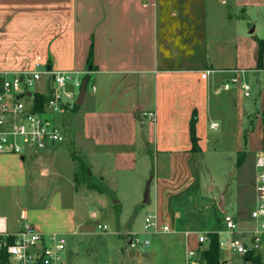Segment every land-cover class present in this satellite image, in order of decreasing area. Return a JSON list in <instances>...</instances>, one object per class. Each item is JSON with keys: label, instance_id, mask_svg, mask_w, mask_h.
<instances>
[{"label": "crops", "instance_id": "0c3cea01", "mask_svg": "<svg viewBox=\"0 0 264 264\" xmlns=\"http://www.w3.org/2000/svg\"><path fill=\"white\" fill-rule=\"evenodd\" d=\"M218 1L228 7L223 14L216 7ZM250 10L264 11V0L210 4L209 0H0V74L31 71L36 63L50 71L87 73L81 105L68 112L70 121L58 125L67 127L65 133L73 136L96 177L109 181V186L110 173L123 184L141 181L150 173L149 158H154L149 204L144 205L152 208L157 225H166L169 231L146 232L148 245L134 257L123 250L122 262L119 247L108 249L106 264H185L186 251L200 248L191 235L189 205L201 198L200 154L207 143L206 126L217 125L214 109L223 110L230 100L236 105L234 96L243 92L241 83L249 86V94L243 96H253L245 105L240 98L237 101L240 122L248 121L243 134L256 155L264 151V51L259 47L264 38L254 33V27L252 32L240 27ZM91 45L92 64L87 65ZM205 70L210 72L202 78ZM234 71L238 82L224 89ZM37 89L46 91V81ZM145 111H154L153 121L142 116ZM193 115L198 152L192 151L189 135ZM61 151L59 143H51L36 156L1 153L0 185L21 187L28 174L56 172L54 161ZM105 161L108 168L103 167ZM86 189L93 188L86 185ZM60 199L55 194L51 202L64 211L63 216L72 217L74 209H62ZM139 203L143 201L137 198L133 204L139 207ZM42 211L21 209L9 231L30 223L39 231L57 232L41 223ZM65 226L74 232L73 220ZM253 226L252 221L246 229ZM133 233L137 232L131 228L126 233L128 245ZM254 256L255 260L226 251L220 260L262 264L260 251Z\"/></svg>", "mask_w": 264, "mask_h": 264}, {"label": "rangeland", "instance_id": "374dc122", "mask_svg": "<svg viewBox=\"0 0 264 264\" xmlns=\"http://www.w3.org/2000/svg\"><path fill=\"white\" fill-rule=\"evenodd\" d=\"M212 2L213 0H209V4ZM216 7L222 14L228 8L219 1ZM249 12L250 17L240 20V27L244 31H249L253 26L254 33L264 38V11L250 10ZM224 22L227 20L224 19ZM224 29H226L225 26ZM236 95L237 97L234 96L236 105L230 100L227 101L223 110L214 109L213 120L217 121V125L212 127L207 124L206 126L207 143L205 150L200 154L201 198L196 204L189 205L190 217L193 220L191 235L194 239L198 234L203 233L206 227H212L214 231L219 232V237L223 238V228L220 223V217L223 214L237 217L236 219L240 220L237 222L239 229H246L252 225L250 212L255 206L253 184L256 174L254 164L256 154L250 150L247 145L248 140L243 134L244 129L248 128V121L244 118L243 123L240 122L241 109L237 101L240 98L245 105L247 102H252L253 96L246 98L242 92L241 99L238 93ZM68 112L56 114V123L63 124L70 121ZM66 129L67 127L62 129L64 140L59 142L62 151L56 155L54 161L56 172L45 165L44 169L50 170L48 175L39 176V171L31 176L28 174L26 185L21 187L0 185V215L6 216L7 228L11 230L15 228V216L21 209L43 210L40 219L44 223H41L46 228L51 227L48 230L65 235L67 249H65L66 253L64 252L65 264H71V261L77 259L81 264H106V258L111 253L108 249L118 247L119 250L121 249V262L124 251H128L130 256L134 257V253L142 247L128 245L126 233L131 228L132 231L137 232L136 235L141 240L147 238L145 234L148 233H145L143 224L144 218L148 214H153L152 208L142 203L136 207L133 203L137 198L139 202L143 201L146 182L154 172V158H149L150 173L140 179L141 181L123 184L118 175L113 176L110 173L113 177V182L111 181L113 185L109 186V181L105 182L96 177L94 169L87 160L83 159L82 152L73 142V136H68V130L65 133ZM239 154L243 156L240 165L237 164ZM102 164L103 167H109L106 161ZM84 168H86L85 172ZM75 172H77L76 187ZM89 182H93L98 188H103V191L99 192L96 188L87 190L86 185ZM55 194H59L61 198L62 209H74L72 217L67 213L63 216L64 211L61 212L52 204L51 200ZM220 196H222L223 209L218 206ZM120 201L123 203V209H120ZM92 212L96 215L94 218L91 217ZM70 219L73 220V233L65 226ZM98 225L106 226V229H101ZM261 245L259 251L261 263L264 264V236ZM226 251L220 248V255Z\"/></svg>", "mask_w": 264, "mask_h": 264}, {"label": "built area", "instance_id": "2783aa9c", "mask_svg": "<svg viewBox=\"0 0 264 264\" xmlns=\"http://www.w3.org/2000/svg\"><path fill=\"white\" fill-rule=\"evenodd\" d=\"M209 70L202 72L205 78ZM236 71L223 84L228 89L238 82ZM85 73L79 71H50L41 69L39 64L27 72L0 74V154L12 153L20 156H36L48 144L64 140L62 129L56 123L55 115L71 111L75 105L79 88ZM46 81V91H37L38 83ZM244 94H249L247 83L240 84ZM95 90V86L91 85ZM29 93V94H28ZM36 93L44 96L41 109H37ZM31 99L26 101L25 99ZM142 116L153 121L154 111H145ZM215 127V125H211ZM254 178L255 206L250 212L254 221L251 229L239 230L237 220L230 214L220 217L223 238L219 237V248L239 255L259 252L264 236V151L255 157ZM106 229V226H100ZM146 232H168L166 225H157L154 214L144 218ZM211 230L197 235L201 246L208 241ZM216 233L219 232L217 231ZM132 245L146 246L149 241L141 240L136 233L130 234ZM66 239L59 232H42L30 223H25L17 231H9L6 219L0 216V264H65ZM199 249L186 251L185 264H201Z\"/></svg>", "mask_w": 264, "mask_h": 264}, {"label": "trees", "instance_id": "16d2710c", "mask_svg": "<svg viewBox=\"0 0 264 264\" xmlns=\"http://www.w3.org/2000/svg\"><path fill=\"white\" fill-rule=\"evenodd\" d=\"M259 47H260V50L264 51V42H261L259 44ZM91 64H92V45L89 48L88 56H87V65H91ZM87 76L88 75L86 73L83 76V78H85ZM35 99L37 101V107L36 108L41 109V104H42V101L44 99V96L40 93H36ZM77 108H78V106L75 104L71 110H74ZM195 123H196V119H195V116L193 115L191 120H190V123H189V135H190V140H191V144H192V147H191L192 151L198 152L199 147H198V138H197L196 133H195ZM242 160H243V156L241 154H239L238 159H237V164L240 165ZM75 179L77 180V173L75 174ZM87 185L90 188H96L97 190H99V192L103 191V188H98L93 182L92 183L89 182ZM244 256H246V258H248V259H253V260H255V258H256V256H254V253H248ZM198 257H199L201 264H221L218 233H216V232L208 233V241H207V243L200 246V248L198 250Z\"/></svg>", "mask_w": 264, "mask_h": 264}, {"label": "water", "instance_id": "95a60500", "mask_svg": "<svg viewBox=\"0 0 264 264\" xmlns=\"http://www.w3.org/2000/svg\"><path fill=\"white\" fill-rule=\"evenodd\" d=\"M252 31H253V26L250 29V32H252ZM87 83H88V77L83 78L81 85H80V88H79V93H78L76 101H75V104L77 106L81 105V103H82V100H83L85 93H86ZM149 184H150V181L148 180L146 182L145 189H144L143 204H149ZM218 206L220 207V209H223L222 196H220Z\"/></svg>", "mask_w": 264, "mask_h": 264}]
</instances>
